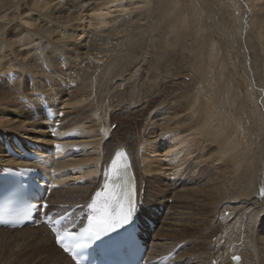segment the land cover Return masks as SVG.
<instances>
[{
  "label": "bare ground",
  "instance_id": "1",
  "mask_svg": "<svg viewBox=\"0 0 264 264\" xmlns=\"http://www.w3.org/2000/svg\"><path fill=\"white\" fill-rule=\"evenodd\" d=\"M53 1L0 0V106L4 110L7 107L12 108L15 112L14 115L27 116L21 121V128L28 131L33 129L31 131L35 132L34 138H31L25 130H23L24 133L11 132V141H13V137L17 136L19 139H29L36 145H48L52 142L45 124L38 121L40 126L35 127L37 120L33 118L32 112L33 109L37 108L34 96L38 92L43 93L37 94L42 96L49 94L53 108L58 109V113L64 114V117L60 120L61 126L58 134L60 132L69 134L74 131L78 134L75 139L68 142V146L70 148H81L80 154L67 158L61 157L55 166L56 172H60V174L69 168L73 169L67 176H57L55 182L59 184V187L61 186V189L54 190L49 201L47 200L50 203V210H61V205L74 208L90 202L92 194L102 186L100 178L102 168L110 162L118 151L122 150L129 152L132 156L139 193L145 204L142 207L144 215L153 218L158 229L154 236L150 237L151 233H148L147 236V242L150 246L148 255L151 256L154 250L155 253L158 252L157 254L154 253L153 258L150 260L166 256L184 243L181 252L168 264H186L187 262V264L193 262L194 264L199 262V264H264V155L262 154L263 156L259 158L260 164L255 163L256 159L251 162L250 157L254 155L248 156V160L245 158L247 161L242 162V155L241 162L232 163L235 166L231 167L229 164L232 158L230 161H226L230 159V156H222L219 142H216L221 138L222 129L220 126L225 121L221 122L222 119H219L220 126L217 123L218 118L216 117L220 113L219 107H216L217 112L210 113V110H207V107H210L209 103H206L208 100H193L190 94L189 97L192 100L189 97V100L188 98L183 100L186 96L181 94L185 97L183 98L180 95L183 98H180V100L169 99L167 101L164 98L158 103L155 101L163 96L162 87L166 88V92L169 94L176 92L177 89L183 92L186 91V89L183 90V85H179V83H177V86L174 85L173 81V83L170 82V85L165 84V81L160 83L161 78L159 77L158 80L157 77V75H161L159 73L168 76L173 68L183 67V60L185 61L184 55H178V53L176 55L175 50L177 47L179 50L182 48L186 35L184 36L181 33L178 35L179 30L176 32L177 34H173L175 31L172 32V27L169 28L167 25L166 20L168 21V19L165 18L167 3L163 4L164 0L162 3L159 2L160 0H61L55 5H51ZM198 1L203 3L208 8H205V10L208 11L214 8V12H216L215 8L220 7H218L220 4H218V0ZM241 4L239 5L233 1L232 7L238 8V5L241 6ZM240 8L243 12L238 13H243V15L237 16L238 21L235 22V25L240 24L244 29L248 22L249 27L255 29L256 24L254 22L257 17L256 14H258L255 12V8H260L264 14V0H245L243 7ZM221 11L222 9L218 13ZM246 11H248L247 15ZM221 14L223 15V12ZM196 16L198 15L196 14ZM212 16L214 15H211V18ZM259 17L260 19L263 18V21L259 22L258 25L261 24L264 31V16ZM224 18L222 21L226 25L228 23ZM192 19L194 20V18ZM170 22L172 23L171 20ZM166 26L167 30L164 32ZM218 26H216V30L219 28ZM211 27L208 29H211ZM209 32L211 33V31ZM217 32L214 31L212 37H209L208 34H205L208 36L205 37L204 32L202 33L204 37H200L201 34L195 35L197 55L201 64H204V62L212 64L214 61L212 62L210 58L212 57L215 60V54L223 46L216 40ZM157 33L162 37L159 36L160 38L156 39L154 34ZM251 34L253 33L251 32ZM253 36L255 39L251 41L250 45L254 42L259 43L260 49L264 53V37L258 35L257 37L254 34ZM78 37L80 39L76 43L75 40L77 41ZM236 37L238 38V36ZM147 43L151 45L148 48H146ZM208 43L210 44L209 48H207ZM241 46L239 45V47ZM140 50L144 51V54H141L143 58L139 54L141 59L135 60ZM249 51H251V47ZM245 54L243 62L245 70L242 69L241 72L248 73L251 78L255 58L253 57L254 60H252L247 52ZM148 55L151 56L147 57ZM207 56L208 58H206ZM140 57L138 56V58ZM262 60L264 63V58ZM215 62L218 63L217 60ZM84 64H86L85 69ZM197 65L200 66L199 63ZM92 66L93 71H90ZM225 66H227L226 63ZM249 66H251V70ZM154 72H157L154 74L155 76L152 75ZM238 76L235 78H239ZM146 78L149 80L150 86L159 81L160 89L156 86V88H150V91L146 90ZM139 81L141 85H137ZM250 81L252 80L250 79ZM47 82H49V85ZM185 83L187 84V82ZM72 85H75V87ZM210 86L213 85L210 84ZM234 87L238 88L237 84ZM184 88H187V85ZM228 88V91H230V86ZM259 88L262 89V87ZM155 89H157L156 92L153 91ZM235 89L233 88V92ZM241 89L242 87L238 88V92ZM64 91V99L58 100L61 95H64ZM149 92L152 93L149 94ZM192 92L190 91V93ZM236 95H234L235 98ZM238 95L240 96V94ZM44 97L46 98V96ZM24 100H28L31 109L27 108V111L19 112L24 106ZM59 105L61 106L59 107ZM133 106L139 108L132 110ZM212 108L214 110L215 107L212 105ZM242 108L244 107L241 106ZM241 109L239 110L242 111ZM254 109L261 112L262 105L260 104ZM37 110L41 113L40 108H37ZM161 112L163 113L161 114ZM198 113L202 117L198 116ZM225 114L223 115L226 117ZM244 115L246 114L244 113ZM257 115L262 122L264 113L263 117L261 113ZM162 116L164 118H161ZM159 117L161 119L154 123L153 120ZM261 124L263 125V123ZM123 126L128 127L129 130L126 128L123 132H119L121 130L119 128ZM133 126L138 129L142 128L143 131L136 133L138 129H135V133L131 134L130 127ZM154 127L161 130L160 134H154V130L151 131ZM137 134H140V136ZM1 137L12 143L8 136L0 135ZM21 141L26 146L25 142ZM0 144L4 150L3 154H0V164H10L11 162L14 165H22L15 160L9 161L10 159L5 154L3 142L0 141ZM261 152H264V149ZM158 153L160 157L163 156V160L167 159L165 160L166 164L154 163V161L148 164L150 158L157 157ZM259 155L261 154L259 153ZM146 162L150 167L148 170L142 166ZM216 162L223 163L222 166L225 167L229 166V172L232 169V172L237 174L231 176V179L228 175L227 178L225 174L224 178H219L221 179L219 183L212 184L213 189H210L211 187L204 189L206 184L200 182L197 187L201 189L196 190V192L188 191L189 187H185L186 184L203 181L210 176L211 179L214 178L209 172L206 174L208 171H206V167H208L206 165L215 164ZM204 164L206 165L203 166ZM200 166H203L201 170L198 169ZM212 168H215V165ZM197 169L199 170L198 176L196 175ZM241 172H249L250 178L248 180L253 179L247 183L244 179L245 176L239 177ZM192 173L194 176H192ZM154 174L161 176L151 177ZM243 175L246 174L243 173ZM80 181H84V184L77 185ZM164 186L169 189L185 187L184 190H187L188 194H199V198L197 197L195 204L190 199L191 202L177 200L178 205L175 203L171 205L169 200L165 198L167 189ZM161 206L164 207L165 211L157 212L156 210ZM169 206L170 211L167 213V220L164 221L165 224L162 226V219ZM171 214L174 216H171ZM182 216L184 219L189 218L188 220H192L191 222L185 221L189 222L187 225L185 224L186 228L204 229L207 235L203 234L208 241L198 244L196 242L199 239L194 237L195 234L192 235V232L191 235H186L185 232L182 233L183 230L179 229V227H182L179 226L180 223H174L181 220ZM176 233L179 234L176 236ZM0 236L27 251H23L22 255H30L29 260L33 264L35 262L37 264H74L55 245V239L46 226L21 230L0 229ZM194 243L197 244L196 246L202 244L208 246V248L206 247L207 252L200 253L209 255L208 259L210 261L205 262L206 258L200 257L201 255L192 258V255L187 254L192 248L190 246ZM44 244L49 249L43 246ZM166 245L168 247H164ZM187 245L189 246L185 248ZM234 256H238L239 261L234 260ZM185 260H187L186 263Z\"/></svg>",
  "mask_w": 264,
  "mask_h": 264
},
{
  "label": "rangeland",
  "instance_id": "2",
  "mask_svg": "<svg viewBox=\"0 0 264 264\" xmlns=\"http://www.w3.org/2000/svg\"><path fill=\"white\" fill-rule=\"evenodd\" d=\"M61 0H54L53 2H52V4L51 5H55L57 2H60ZM159 1V0H158ZM197 1V2H196ZM233 1H235V3H238L239 5L241 4V6H239L238 5V8H233L232 7V2ZM159 2H163V0H160ZM171 2V3H170ZM240 2V3H239ZM244 2H245V0L243 1H241V0H218V9L217 8H215V10H216V12H214V8H211V9H209V11L207 10L208 8L206 7V6H204V4L203 3H201V2H199L198 0H164V2H163V4H165V3H167L166 5V16H165V18L166 19H168V21L166 20V22H167V25L169 26V28H171V31L173 32V31H175V32H173V34H175L176 32H178V30L180 31V32H178V35H180L179 33H181L182 35H186V38H185V41H184V43H183V45L181 46L182 48V50L180 49L179 50V48L177 49L176 48V50H175V54L177 55V53H178V55L179 54H183L184 55V58H185V61L183 60V67H181V68H177L176 69V67L175 68H173L172 70H171V72L169 73V75L168 76H166V75H164L163 73H159V74H161L160 76L159 75H157V77H158V80L160 79V83H161V81H162V83H163V81H165L164 83L165 84H169L170 85V82L171 83H173L174 82V85L175 86H177L178 84L177 83H179V85H183V90H185L186 89V91H182V90H179V89H177L176 90V92H173V93H171V94H169V93H167L166 91H167V89L166 88H164V87H162V90H163V92L162 93H164L163 94V96H161V97H159L157 100H155V101H157L156 103H158L160 100H164V98H165V100L167 99V101L170 99V100H180V98H182L181 96H183V98L186 96V98L185 99H183V100H186L190 95V97L193 99V100H208L206 103H209L208 105L211 107V109H210V107H207V110L209 109L210 111V113L212 112L213 113V111H215V112H217L218 110H220L219 112V114L217 115V117L216 118H218V120H217V123H218V125L220 126V124H221V122L223 121V120H225V121H223L222 123V125L220 126L221 127V129H222V133H221V138H219L218 139V141H216V142H219V145H220V148H221V151H222V156H230V159L229 160H226V161H230L231 160V158H232V160L234 161H230V166L232 167V166H235V165H233L234 163L236 164V163H239V162H241V156L243 155V157H242V159H243V161L242 162H244V161H247L248 160V158L251 156V155H254V156H251L250 157V160H251V162H254L255 161V159H256V161H255V163L256 164H260L259 163V161H260V157H262L263 155H264V152H261V150H263L264 149V129H263V127H264V120L261 122L260 121V118L258 117V113H261V115H262V117H263V113H264V109H263V104H264V102H263V100H264V89H263V87H264V63H263V58H264V53H263V51L260 49V45H259V43H257V42H254V44L252 43L251 45H250V43H251V41L253 40V39H255L254 38V36H253V34L254 35H258L259 37H264V31H263V27H262V25L260 24V26L258 25V23L259 22H262L263 20V18H261L260 19V17L259 16H264V14H263V12L260 10V8H255V12L256 13H258V14H256L257 15V17L255 18V24H256V30L255 29H251L250 27H249V25H248V22H247V25H245L244 26V29H243V27L242 26H240V24L239 25H235V22L236 21H238V17L237 16H240V14H242L243 15V13H238V12H243V10L240 8V7H243V4H244ZM170 5H169V4ZM201 5V6H200ZM221 6H224V7H222L221 8ZM245 6V5H244ZM57 7H58V5H57ZM164 7H165V5H164ZM169 7V8H168ZM205 8H207L206 10H205ZM171 9V10H170ZM220 9H222V11L220 12V13H222L223 12V15L221 14L220 15V13H218L219 11H220ZM223 9H225V10H223ZM202 10H203V12H202ZM254 10V9H253ZM159 11V10H158ZM169 11V12H168ZM184 11V12H183ZM237 11V12H236ZM168 12V13H167ZM171 12V13H170ZM212 13L211 15H214V16H212V18H211V15L209 14V13ZM228 13V14H226V13ZM247 12L248 11H246V15H247ZM170 13V14H169ZM205 13H206V15H205ZM208 13V14H207ZM213 13H215V14H213ZM230 13V14H229ZM196 14L199 16V18L201 19H199L198 18V16H196ZM204 14V15H203ZM169 15H171V16H169ZM215 15H216V17H215ZM167 16H168V18H167ZM173 16V17H172ZM222 16V17H221ZM227 16H228V18H227ZM169 17H172V18H169ZM189 19H188V18ZM206 17V18H205ZM225 17V18H224ZM233 17V19H231ZM192 18H194V20L192 19ZM205 18V19H204ZM210 18H211V20H210ZM216 18H217V20H216ZM219 18H221V19H219ZM225 19V21L229 24V26H228V24H226L225 25V23L222 21V19ZM240 18V17H239ZM178 19V20H177ZM204 19V20H203ZM208 19H209V21H208ZM170 20L172 21V23L170 22ZM221 20V21H220ZM228 20H230V22H228ZM240 20V19H239ZM174 21V22H173ZM205 21V22H204ZM214 21H216V22H214ZM218 21V22H217ZM232 21H233V24H232ZM204 22V23H203ZM221 22V23H220ZM169 23H170V25H169ZM174 23V24H173ZM201 23V24H200ZM239 23V22H238ZM217 25H219L218 27V29L216 30V26ZM208 27H207V26ZM221 25V26H220ZM235 25V26H234ZM186 26V27H185ZM205 26V27H204ZM211 26H214V27H211V29H208V28H210ZM258 26V27H257ZM207 27V28H206ZM229 27V28H228ZM249 27V28H248ZM190 28V29H189ZM196 28H197V30H196ZM238 28V29H237ZM262 28V29H261ZM52 29H54V28H52ZM203 29V30H202ZM208 29V30H207ZM220 29V30H219ZM235 29V30H234ZM240 29H242V30H240ZM259 31H258V30ZM166 30H167V26L166 27H164V32H166ZM204 33H203V32ZM209 31H211V33L209 32ZM214 31H218L217 32V37H216V40L217 41H219L223 46L221 47V49H219V51H217V53L215 54V56H214V58H215V60H217L218 61V63H216L215 62V60L214 59H212V57L210 58L211 60H212V64L210 63V62H204V64L202 65L201 64V62H200V59H199V56L197 55L198 53H197V49H196V37H195V35L197 36L198 34H201L200 35V37H202L203 35H207L208 34V36L209 37H212V35H213V33H214ZM254 31V32H253ZM205 32H207V33H205ZM220 32V34H218ZM235 32H236V34H235ZM251 32L253 33V34H251ZM184 33V34H183ZM185 33H187V34H185ZM202 33H203V35H202ZM248 33V34H247ZM259 33V34H258ZM177 34V33H176ZM247 34V35H246ZM189 35V36H188ZM205 35V37H208V36H206ZM154 36H155V38L156 39H159L160 37L159 36H161V35H159L158 33L157 34H154ZM236 36H238V38L236 37ZM239 36H240V38H239ZM257 36V37H258ZM146 37H148V36H146ZM145 37V38H146ZM159 37V38H158ZM162 37V36H161ZM204 37V36H203ZM225 37V38H224ZM245 39H244V38ZM234 38V39H233ZM237 38V39H236ZM247 38V39H246ZM79 39H80V37H78V40L76 41L75 40V42L76 43H78L79 42ZM230 39H231V41H230ZM232 39H233V41H232ZM236 39V40H235ZM241 39V40H240ZM226 40V41H225ZM239 40H240V43H239ZM246 41H247V43H246ZM195 43V44H194ZM232 44V45H231ZM185 45V46H184ZM216 45V44H215ZM214 45V46H215ZM239 45L241 46V47H239ZM243 45H245L244 47L246 48H244L243 47ZM151 45H149L148 43L146 44V48H148V47H150ZM247 46H250L251 47V51H249V48L247 47ZM210 47V44L208 43L207 44V48H209ZM226 47V48H225ZM237 47V48H236ZM254 47V48H253ZM248 48V49H247ZM228 49V50H227ZM238 49H239V52H238ZM221 50V51H220ZM225 50V51H224ZM227 51V52H226ZM249 51V52H248ZM144 51L143 50H140V52L139 53H137V55H136V57H135V60H138V59H141V57H140V55L143 53ZM182 52V53H181ZM226 52V53H225ZM236 52H238V54H236ZM245 52H247V54H248V56H250V58L252 59V60H254L253 59V57L255 58V61H254V63H253V69L251 68V66H249V68H250V70L253 72V75H252V77L250 78V75L248 74V73H242L241 71H243V70H245L244 68H243V62H244V56L246 55L245 54ZM254 52H255V55H254ZM222 53V54H221ZM224 53V54H223ZM232 53V54H231ZM241 53H242V55H241ZM263 53V54H262ZM140 54V55H139ZM144 54V53H143ZM217 54H219V55H217ZM151 55H153V54H151ZM151 55H148L147 57H149V56H151ZM175 55V56H176ZM221 55V56H220ZM230 55H231V57H230ZM233 55V56H232ZM254 55V56H253ZM138 56L140 57V58H138ZM142 56V58H143V55H141ZM196 56V57H195ZM262 56V57H261ZM218 57H220V58H218ZM206 58H208V56L206 57ZM218 58V59H217ZM231 58H232V60H231ZM236 58V59H235ZM239 58V59H238ZM220 59V60H219ZM223 60V61H222ZM237 60V61H236ZM232 61H233V63H232ZM238 61H239V63H238ZM129 62V61H128ZM223 62V63H222ZM228 62V63H227ZM253 62V61H252ZM199 63V65L201 66H198L197 64ZM225 63H226V65L227 66H225ZM237 63V64H236ZM85 65L86 64H84L83 65V67H84V69H85ZM197 65V66H196ZM205 65V66H204ZM230 65H231V67L233 68V71H232V68L230 67ZM237 65H240V66H237ZM242 65V66H241ZM252 65V64H251ZM128 66H129V64H128ZM182 66V65H181ZM210 67V68H209ZM214 67H215V69H214ZM238 67V68H237ZM242 67V68H241ZM182 68H184V69H182ZM190 69V70H189ZM205 69V70H204ZM243 69V70H242ZM90 71H93V66L90 68ZM197 73H196V72ZM200 71V72H199ZM174 72H177V73H175L174 74ZM194 72V73H193ZM203 72V73H202ZM229 72V73H228ZM142 73V72H141ZM155 73H157V72H154V73H152V75H154ZM234 75V77H232ZM237 75H239L238 77L239 78H235V77H237ZM241 75V76H240ZM249 75V76H248ZM257 75V76H256ZM155 76V75H154ZM204 76V77H203ZM220 76V77H219ZM243 76V77H242ZM160 77V78H159ZM164 77V78H163ZM180 77V78H179ZM199 79H198V78ZM230 79H229V78ZM234 78V79H233ZM175 79V80H174ZM235 79H237V80H235ZM243 80L242 82H241V80ZM250 79L253 81H250ZM260 79V80H259ZM198 80V81H197ZM201 82H200V81ZM203 80H204V83H203ZM231 80V81H230ZM233 80H235V82H233ZM247 80V81H246ZM173 81V82H172ZM229 81H230V83H229ZM261 82V85H260V82ZM149 82V80H147V78H146V83H145V87H146V90H148V91H150V88L151 89H153V88H156V86L158 87V89H160V83H159V81L158 82H156V84H153V85H151L150 86V82ZM184 82H187V84L185 83L184 84ZM197 82V83H196ZM247 82V83H246ZM142 83V82H141ZM158 83V84H157ZM190 83V84H189ZM194 83H196V84H194ZM237 84V87L238 88H241L242 87V89H241V91H239L238 92V88H236V87H234L236 84ZM140 84V81H139V83L137 84V85H139ZM194 84V85H193ZM200 84V85H199ZM204 84H206L205 86H203ZM210 84H212L213 86H210ZM215 84V85H214ZM217 84V85H216ZM235 84V85H234ZM239 84V85H238ZM240 84H241V87H240ZM250 84V85H249ZM137 85H136V87H137ZM141 85V84H140ZM155 85V86H154ZM187 85V88H184L185 86ZM218 85H219V87H218ZM258 85V86H257ZM263 85V86H262ZM147 86H148V88H147ZM192 86V87H191ZM194 86V87H193ZM196 86V87H195ZM202 86V87H201ZM230 86V91H228L229 90V87ZM246 86V87H245ZM254 86V87H253ZM181 87V86H180ZM203 87H204V90H203ZM206 87V88H205ZM231 87H233L234 89H235V91H237V92H233V88H231ZM251 87V88H250ZM259 87H262V89H260ZM164 88V89H163ZM202 88V89H201ZM208 88V89H207ZM212 88V89H211ZM255 88H257V89H255ZM181 89V88H180ZM192 89H193V92H192ZM199 90V91H198ZM202 90H203V92H202ZM248 90V91H247ZM252 90V91H251ZM262 90H263V92H262ZM154 92H156L157 91V89H155V90H153ZM190 91L192 92V93H190ZM201 91V92H200ZM232 91V92H231ZM244 91V92H243ZM256 91V92H255ZM257 91H258V93H257ZM183 92V93H182ZM231 94H230V93ZM261 92H262V94H261ZM152 92H149V94H151ZM198 93V94H197ZM244 93V94H243ZM249 93V94H248ZM256 93H257V95H256ZM37 94H43V93H41V92H38ZM36 94V95H37ZM169 94V95H168ZM181 94H185V96L184 95H181ZM190 94V95H189ZM238 94H240V96L237 95ZM243 94V95H242ZM35 95V96H36ZM49 94H44V96H46V98H49V96H48ZM175 96V97H173V96ZM181 95V96H180ZM199 95H201V96H199ZM234 95H236V98H235V96ZM261 95V96H260ZM34 96V97H35ZM198 96H199V98H198ZM258 96H260V97H258ZM64 97H65V91H64V95H61L59 98H58V100H63L64 99ZM172 97H173V99H172ZM189 97V98H190ZM245 97V98H244ZM261 97H263V98H261ZM189 98H188V100H189ZM190 98V99H191ZM198 98V99H197ZM191 99V100H192ZM210 99V100H209ZM251 99V100H250ZM29 100V99H28ZM213 100V101H212ZM234 100H237L236 102L234 101ZM222 101V102H221ZM246 101V102H245ZM257 101H258V103H257ZM212 102V103H211ZM217 102V103H216ZM233 102H235V103H233ZM241 102H243V103H241V105H239ZM263 104H262V103ZM221 103V104H220ZM245 104V105H244ZM262 105V110H261V112H259L260 110H258L257 109V111L254 109V108H256V106H259V105ZM23 108L19 111V112H24V111H27V108H29V109H31V104L30 103H28V104H25V103H23ZM212 105L215 107L214 108V110H213V108H212ZM218 105H220V106H218ZM231 105H232V107H231ZM248 107H247V106ZM61 105H59V107H60ZM225 106V107H224ZM241 106H243L244 108H242L241 109ZM195 107V106H194ZM216 107H219L218 108V110L216 109ZM250 107V108H249ZM135 108H139L138 106H133L132 107V110L133 109H135ZM248 108H249V111H248ZM216 109V110H215ZM239 109H241L242 111H240ZM193 111H195L194 109H193ZM224 111H225V113H224ZM228 111V112H227ZM247 113H246V112ZM225 114L226 115V117L222 114ZM13 113H15L14 112V110L12 109V108H10V107H7L6 108V110H4V108L3 107H1L0 106V135H6V136H8V138H9V140H10V142H12L11 141V135H10V133L11 132H18V133H24L23 132V130H25L27 133H29V136L31 137V138H34V133L35 132H33V131H31V130H33V129H31L30 131H28L27 129H24V128H21L22 127V125H21V121L22 120H24L27 116H22L21 114H19V115H14ZM163 112H161V114H162ZM228 113V114H227ZM243 115H242V114ZM244 113L247 115H244ZM141 114V113H140ZM223 115V117H222V115ZM241 116H240V115ZM249 114V115H248ZM198 116H201L202 117V115H200L199 113L197 114ZM221 115V116H220ZM229 115H230V118H229ZM233 115V116H232ZM212 116H214L213 114H212ZM219 116V117H218ZM251 116V117H250ZM205 117V116H204ZM226 119H225V118ZM161 118H164V116H162ZM160 117L159 118H155L154 120H153V122L155 123L157 120H159V119H161ZM229 118V119H228ZM239 118V119H238ZM249 118V119H248ZM252 118V119H251ZM221 120V122H220V120ZM248 119V120H247ZM264 119V118H263ZM228 120V121H227ZM236 120V121H235ZM241 120V121H240ZM259 121V122H258ZM40 122H42V121H40ZM40 122H38V121H36V126L35 127H39L40 125H39V123ZM152 122V123H153ZM220 122V123H219ZM229 122V123H228ZM243 122V123H242ZM260 123V124H259ZM261 123H263V125L261 124ZM230 124V125H229ZM232 124H233V126H232ZM239 124H241V125H239ZM115 126V125H114ZM222 126H223V128H222ZM231 126H232V128H231ZM17 127H19V128H17ZM34 127V128H35ZM140 127V126H139ZM127 128V130H129V128L128 127H126ZM124 126L123 127H121V128H119V129H121V130H119V132H123L125 129H126ZM234 128V129H233ZM113 129H115L114 127H113ZM135 129L137 130L138 128L137 127H135V126H133V127H130V131H132V133L131 134H133V132L135 133ZM253 129V130H252ZM152 130H154V134H160V132H161V130L160 129H157V127H154V129H151V131ZM233 130V131H232ZM242 130V131H241ZM251 130V131H250ZM262 130V131H261ZM143 130H142V128H140V129H138L137 131H136V133H141ZM225 131V132H224ZM250 131V132H249ZM245 133V134H244ZM147 134H148V132H147ZM146 134V135H147ZM223 134V135H222ZM137 135H139L140 136V134H137ZM138 136V137H139ZM225 137V138H224ZM224 138V139H223ZM246 138H248V139H246ZM261 138V139H260ZM239 139H241V140H239ZM250 140H251V142H250ZM260 140H261V142H260ZM26 141H30L29 139H26ZM246 141V142H245ZM263 141V142H262ZM31 142V141H30ZM260 142V143H259ZM246 143V144H245ZM255 143V144H254ZM238 144V145H237ZM263 145V146H261V145ZM232 145V146H231ZM245 145V146H244ZM240 147V148H239ZM248 147H250V148H248ZM231 148H232V150H231ZM239 148V149H238ZM259 150H258V149ZM234 149V150H233ZM236 149H237V151H236ZM241 149V150H240ZM246 149V150H245ZM248 149V150H247ZM238 150H240V151H238ZM233 151H234V153H233ZM246 153H244V152ZM250 151V152H249ZM3 152H4V150H3V147H2V145L0 144V154H3ZM243 152V153H242ZM161 153V152H160ZM248 153V154H247ZM259 153L261 154V155H259ZM237 154V155H236ZM263 154V155H262ZM247 155V157H245ZM255 155H256V157H255ZM259 155V156H258ZM233 156V157H232ZM234 156H236V157H234ZM238 156H240V157H238ZM249 156V157H248ZM163 157V156H162ZM162 157H160L159 156V153H158V156L156 157V156H154L153 158H150V160L148 161V164L149 163H151V161H154V163H157V162H161L162 164H166L165 163V160H167V159H164L163 160V158ZM234 158V159H233ZM237 158V159H236ZM245 158L247 159V160H245ZM252 158V159H251ZM253 158H254V160H253ZM240 159V160H239ZM236 160H238L237 162H236ZM221 162V161H220ZM233 163V164H232ZM206 164H204L203 166H205ZM214 165H215V168H212V167H214ZM223 165V163H219V162H216L215 164H210V165H206V166H208V167H206V174L209 172V174H211L214 178H212L211 179V176L210 177H207V179H204L203 181H198V182H191V183H189V184H186V186L185 187H189V189H187L188 191H192V192H196V190H199V189H201V188H199L198 189V187H197V184H199L200 182H202V183H204V184H206V186L204 187V189H206V188H210V189H213V185L212 184H214V183H219L220 181H221V179L222 178H224V175L227 177V175H228V177H230V179H231V176H235L237 173H235V172H232L233 170L231 169V171L229 172V166H227V167H225V166H222ZM143 167H146L147 168V170L150 168L149 167V165H147V162L144 164V165H142ZM203 166H200L198 169L199 170H201V167H203ZM197 169V170H198ZM216 169V170H215ZM229 169V170H228ZM199 170L196 172V175L198 176V173H199ZM211 171V172H210ZM217 171V172H216ZM226 171H228V172H226ZM215 172H216V174H215ZM220 172V173H219ZM213 173V174H212ZM243 173H245L246 175H243ZM249 173V172H248ZM247 172H241V175L239 176V177H244L245 176V181H247V183H249L253 178H251L250 179V181L248 180L249 178H250V174H248ZM208 174V175H209ZM248 174V175H247ZM156 176H158L157 174H154L153 176H151V177H156ZM161 175H159L158 177H160ZM192 176H194L193 175V173H192ZM218 176V178L216 179V177ZM246 176H249V177H246ZM205 177V176H204ZM227 177V178H228ZM219 178H221V179H219ZM247 178V179H246ZM249 181V182H248ZM193 184V185H192ZM207 185H209V186H207ZM213 186V187H212ZM216 186V185H215ZM248 186V185H247ZM246 186V187H247ZM146 187V186H145ZM144 187V188H145ZM165 187V189H167V193H166V199L167 200H169V203L172 205L173 203H175L176 205H178V203H177V200L178 201H180V200H188V201H190L191 202V200L194 202V204L197 202L196 201V199H197V197H198V195L199 194H196V193H194V194H188V191L187 190H184V188L185 187H180V188H177V189H169L167 186H164ZM191 188H194L193 190H190ZM59 189V188H58ZM61 189V188H60ZM141 189V188H140ZM185 191H186V193H185ZM184 193V194H183ZM191 193V192H190ZM144 194V193H143ZM148 194V193H147ZM229 194V193H228ZM154 195H156V194H154ZM187 195V196H186ZM184 196V197H183ZM51 197V196H50ZM50 197H49V199H50ZM188 197H189V199H188ZM229 197V196H228ZM165 198H162V199H165ZM181 198V199H180ZM186 198V199H185ZM193 198V199H192ZM195 198V199H194ZM199 198V197H198ZM191 199V200H190ZM49 201V200H48ZM175 201V202H174ZM196 201V202H195ZM174 204V205H175ZM62 207H65V206H67V205H61ZM158 210H160L161 212H164L165 211V209H164V207L163 206H161V207H159V209ZM167 212L164 214V218L162 219V226L165 224V222L164 221H166L167 220V213H169V211H170V206L168 207V210H166ZM171 216H174L173 214H171ZM187 219V220H186ZM189 218H183V216L181 217V220H178V221H176V222H174L175 224L177 223V224H179V226H182V227H179V229L181 228V230H183V231H181L182 233H186V235H191V232H192V235H194V237H198V241L196 242V243H198V244H201V242L202 243H204V242H206V241H208L207 240V237L205 236L204 237V234L203 233H205L206 231L204 230H202V229H197V228H195V230H194V227H189V228H186V226H185V224L187 225L189 222H185V221H192V220H188ZM169 221V220H168ZM190 225V224H189ZM161 226V227H162ZM191 226V225H190ZM185 228V229H184ZM199 228V227H198ZM192 229V230H191ZM156 230H158L157 229V227H156ZM156 230L151 234V236H154V234H155V232H156ZM187 230V231H186ZM198 233V234H196V233ZM177 234H179V233H176L175 235L177 236ZM206 234V233H205ZM207 235V234H206ZM201 236V237H200ZM203 236V237H202ZM201 238H202V240H201ZM183 245V247H184V243L182 244ZM197 245V244H196ZM195 245V243L194 244H192V246H190V250H189V253L187 252V254H190V255H192L191 257L193 258V257H196V256H198V255H201L200 257H202V258H206L205 259V262H208V261H210L209 259H208V256L209 255H207V254H201V253H203V252H207V248H208V246H204L203 244L201 245V246H196ZM43 246H46L47 247V245L46 244H44ZM189 245H187V246H185V248H187ZM194 246V247H193ZM204 246V247H203ZM164 247H168L167 245L166 246H164ZM207 247V248H206ZM48 248V247H47ZM49 249V248H48ZM206 250V251H205ZM27 252V251H25L22 247H19V246H17L16 244H14V243H10V242H8L7 240H6V238L5 237H3V236H0V264H33V263H31L30 262V255H26V256H24V255H22L24 252ZM184 251V250H183ZM201 252V253H200ZM155 253V250L154 251H152V254H154ZM158 252H156L155 254H157ZM197 254V255H196ZM186 255V254H185ZM204 255V256H203ZM216 255V254H215ZM240 256V255H239ZM26 257V258H25ZM194 260V259H193ZM187 262V260H185V263ZM188 263V262H187ZM186 263V264H187ZM200 263V262H199ZM198 263V264H199ZM35 264H37V262H35ZM56 264H60V263H56ZM192 264H194V262L192 263ZM196 264V263H195Z\"/></svg>",
  "mask_w": 264,
  "mask_h": 264
},
{
  "label": "snow or ice",
  "instance_id": "3",
  "mask_svg": "<svg viewBox=\"0 0 264 264\" xmlns=\"http://www.w3.org/2000/svg\"><path fill=\"white\" fill-rule=\"evenodd\" d=\"M116 156L118 159H114L111 165L113 181L122 179V164L126 159V156L120 152H117ZM105 189H108V185H105ZM135 195L134 187L125 188L120 183L113 184L109 191H97L92 202L87 206L90 210L87 217L88 226L80 231V236L88 235L89 242L81 243L77 234L68 226H65L63 232L53 226L56 243L65 253L71 255L75 264H82L81 253L89 248L91 243L102 241V237H110L109 234L118 232V229L124 228L127 231V227L132 225L135 214ZM56 224H60V221H56ZM233 259L239 261L240 258L234 256Z\"/></svg>",
  "mask_w": 264,
  "mask_h": 264
}]
</instances>
